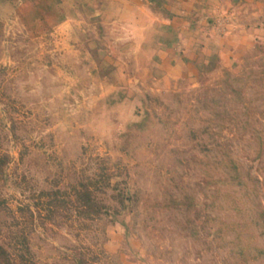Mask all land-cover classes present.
<instances>
[{
    "label": "rangeland",
    "instance_id": "obj_1",
    "mask_svg": "<svg viewBox=\"0 0 264 264\" xmlns=\"http://www.w3.org/2000/svg\"><path fill=\"white\" fill-rule=\"evenodd\" d=\"M180 2L0 0V264H264V0Z\"/></svg>",
    "mask_w": 264,
    "mask_h": 264
},
{
    "label": "crops",
    "instance_id": "obj_2",
    "mask_svg": "<svg viewBox=\"0 0 264 264\" xmlns=\"http://www.w3.org/2000/svg\"><path fill=\"white\" fill-rule=\"evenodd\" d=\"M180 4L182 3L184 5L190 4L195 2H203L204 4V9L201 10L199 13L200 18H203L205 22H209L206 31H211L213 30V25L216 21L218 23L222 22V30H220L222 33H224L223 36H216L214 33H206L204 37V43L206 46H210L213 44V42L219 41V43H224L228 49H234L235 47H241L246 44H248L250 41H252L254 38V33L247 30L246 28L243 27L237 29L236 33L230 34L231 32H228L225 28L226 25V17L228 16L229 12L231 14L232 6L234 5L233 0H180ZM215 29V28H214ZM229 35V37H228ZM197 39L193 35L188 38V43L191 47H195ZM209 50V49H208ZM231 52V51H230ZM232 53V52H231Z\"/></svg>",
    "mask_w": 264,
    "mask_h": 264
}]
</instances>
